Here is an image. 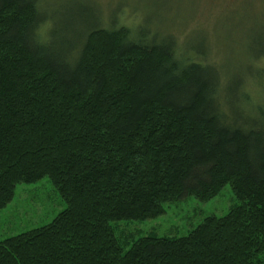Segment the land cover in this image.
<instances>
[{
	"label": "trees",
	"instance_id": "1",
	"mask_svg": "<svg viewBox=\"0 0 264 264\" xmlns=\"http://www.w3.org/2000/svg\"><path fill=\"white\" fill-rule=\"evenodd\" d=\"M44 2L0 0V209L46 176L67 206L0 241V264H264V101L225 95L175 39L53 26ZM228 184L238 203L187 235L126 249L113 227Z\"/></svg>",
	"mask_w": 264,
	"mask_h": 264
},
{
	"label": "rangeland",
	"instance_id": "2",
	"mask_svg": "<svg viewBox=\"0 0 264 264\" xmlns=\"http://www.w3.org/2000/svg\"><path fill=\"white\" fill-rule=\"evenodd\" d=\"M42 8L53 26L69 24L72 31L98 21L108 27L117 17L113 27L124 24L159 41L175 39L178 52L214 67L225 95L241 81L250 106L264 101V0H45ZM66 35L75 39L70 31ZM237 203L228 184L207 201L187 195L168 202L155 218L121 220L113 227L128 249L145 235H187L206 217L223 216ZM66 206L47 176L19 183L12 201L0 209V241L50 223Z\"/></svg>",
	"mask_w": 264,
	"mask_h": 264
}]
</instances>
